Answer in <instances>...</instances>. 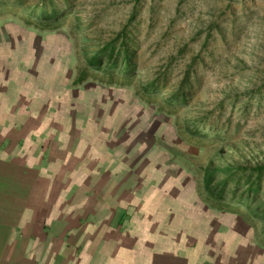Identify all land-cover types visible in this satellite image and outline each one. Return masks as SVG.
I'll return each mask as SVG.
<instances>
[{
  "label": "rangeland",
  "instance_id": "obj_1",
  "mask_svg": "<svg viewBox=\"0 0 264 264\" xmlns=\"http://www.w3.org/2000/svg\"><path fill=\"white\" fill-rule=\"evenodd\" d=\"M0 3V77L26 92L28 104L59 107L53 122L74 126L70 148L90 151L92 170L99 164L108 171L91 176L98 190L116 184L124 199L155 195L161 212L178 201L198 205L207 169L230 168L243 182L264 165V0ZM42 4L59 10L60 28L37 27L32 16ZM121 45L135 51V76L127 82L88 63L97 51L114 55ZM155 77L161 91L149 95L138 79ZM185 83L188 103L167 107L168 93ZM258 183L264 204V174ZM227 212L264 233V220L243 206Z\"/></svg>",
  "mask_w": 264,
  "mask_h": 264
},
{
  "label": "crops",
  "instance_id": "obj_2",
  "mask_svg": "<svg viewBox=\"0 0 264 264\" xmlns=\"http://www.w3.org/2000/svg\"><path fill=\"white\" fill-rule=\"evenodd\" d=\"M15 85L0 77V264H264V246L239 216L203 200L159 212L155 195L98 190L91 176L108 171L70 148L74 126L53 122L59 107L28 104Z\"/></svg>",
  "mask_w": 264,
  "mask_h": 264
},
{
  "label": "trees",
  "instance_id": "obj_3",
  "mask_svg": "<svg viewBox=\"0 0 264 264\" xmlns=\"http://www.w3.org/2000/svg\"><path fill=\"white\" fill-rule=\"evenodd\" d=\"M19 6L21 3L18 2ZM4 4L0 3V7ZM69 8V7H68ZM34 11L35 23L37 27L43 30H55L60 28V12L55 7L47 9L45 4L40 5ZM69 10V9H68ZM135 60V51L127 49L124 45L119 46L117 53L109 51L107 47L97 51L89 59L88 63L93 66L100 74L108 78H113L118 73V79L127 82L128 76H135L137 67ZM100 64V65H99ZM101 66V67H100ZM143 84L147 94L161 91L158 85V78H151L145 81L143 78L138 79ZM126 84V83H125ZM187 83L180 85L174 91L168 93L170 100L165 99L164 103L169 108L186 105V97L189 90ZM198 124V123H196ZM202 138H215V133L200 135ZM228 174L226 178L221 179V175ZM264 174V165L256 166L250 169V173L245 181L242 182V176H236L230 168H217L214 170H205L203 176L204 198L211 207L224 211H236L239 206L245 208L246 214L255 220H264V204L260 202V184L258 183ZM255 176L256 181L252 180ZM258 242L264 246V233L258 235Z\"/></svg>",
  "mask_w": 264,
  "mask_h": 264
}]
</instances>
